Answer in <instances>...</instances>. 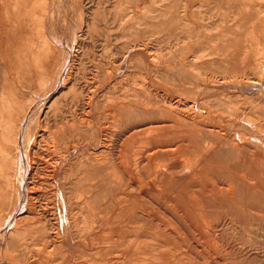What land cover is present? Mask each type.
Instances as JSON below:
<instances>
[{"label": "rangeland", "instance_id": "374dc122", "mask_svg": "<svg viewBox=\"0 0 264 264\" xmlns=\"http://www.w3.org/2000/svg\"><path fill=\"white\" fill-rule=\"evenodd\" d=\"M177 1L0 0V170L20 171L14 140L27 113L32 169L0 264H264V92L239 90L264 78V0ZM175 8L192 33L171 23ZM174 38L197 53L192 70ZM131 48L132 67L110 79ZM207 108L215 115L189 144L171 111ZM237 137L248 139L242 155L225 150ZM11 180L0 182V225L19 201Z\"/></svg>", "mask_w": 264, "mask_h": 264}, {"label": "bare ground", "instance_id": "6f19581e", "mask_svg": "<svg viewBox=\"0 0 264 264\" xmlns=\"http://www.w3.org/2000/svg\"><path fill=\"white\" fill-rule=\"evenodd\" d=\"M174 1V0H173ZM177 1V0H176ZM178 2V1H177ZM179 3V2H178ZM176 6V5H175ZM228 6V5H227ZM177 7V6H176ZM169 8V7H168ZM181 10V9H180ZM5 11H6V9H5ZM183 11V12H182ZM181 12L182 13H180L179 12V9L178 8H175V9H173L172 10V21H171V23L172 22H174V23H176V22H178L177 24V27L178 26H180V27H178L177 29L179 30V28H182V30L183 31H187V32H190V33H192V28H193V23L191 24V22L189 21V25H183V24H181L182 22H183V17L184 18H186L187 17V9L186 8H183V10H182ZM257 12H259L260 13V15H258V16H263V14L262 13H264V10L263 9H258V10H256ZM152 14V13H151ZM259 17H257V19H258ZM256 21V20H255ZM181 22V23H180ZM188 22V21H187ZM122 24V23H121ZM196 27H199V26H196ZM171 28V27H170ZM242 28V27H241ZM254 30V29H253ZM251 31L250 30V32H251V35H254L255 36V31ZM204 31H205V29H204ZM241 31V30H240ZM249 32V31H248ZM235 34V33H234ZM205 35V34H204ZM201 36L202 37V39H206V38H208V36ZM206 35H209V34H206ZM233 35V34H232ZM247 35V34H246ZM225 36V35H224ZM234 36V35H233ZM245 36V35H244ZM199 37V36H198ZM245 38V37H244ZM255 38H253V40H251L250 41V43H251V45H255V43H256V45L255 46H257L258 45V43L254 40ZM182 40V39H181ZM179 40V39H176V38H174L173 39V41H171L169 44H171V47H170V50H175V52L177 53H180V57H179V59H180V61L182 62V64H181V62H180V64L181 65H183V66H185L186 68H185V70H187V68L188 69H190V70H192L194 67H195V62H196V60H197V53H193L192 55H190L189 54V50H190V47L188 46V45H184V40ZM180 41L182 42L181 43V45H180ZM200 41H201V38L199 39H197L196 41H193L192 39H190L189 38V41H188V43H190V44H192L193 42L196 44V43H200ZM227 46H228V48L229 47H231L232 45H234L235 44V42H234V40H228L227 42ZM249 44V43H248ZM250 45V44H249ZM226 46V47H227ZM235 46V45H234ZM258 46H260V45H258ZM258 46H257V48H258ZM131 47V46H130ZM137 47V46H136ZM225 48V47H224ZM224 48H223V51H224ZM244 48H245V46H244ZM232 49V48H231ZM259 49V51H261L262 52V48L260 47V48H258ZM137 49L136 48H131L129 51L127 50V53H126V55L125 56H123V59H122V61H121V63H119V66H118V68H117V70L115 71V72H113V74L112 75H110L111 77H110V79H112V78H115V76L117 75V73L119 72L118 70H120L121 69V71H122V69L124 68L125 69V67H126V69L127 68H129L130 69V66L132 65V63H134V61L132 62V60H131V58H130V54L131 53H133L134 51H136ZM247 50V49H246ZM251 51V50H250ZM216 52V51H215ZM243 52V51H242ZM245 52H247V51H245ZM20 53H23V52H20ZM257 53V52H256ZM263 53H264V51H263ZM186 54H189V57L192 59L191 61L192 62H190V61H185V55ZM204 54V53H203ZM259 54H260V52H259ZM221 55H223V54H221ZM23 57H25V56H23ZM211 57V56H210ZM221 57V56H220ZM223 57V56H222ZM261 57V56H260ZM247 58V57H246ZM255 58H257L256 56H255ZM176 59H174V62H176L175 61ZM195 61V62H194ZM115 62V61H114ZM115 63H117V62H115ZM113 64V63H112ZM136 64V63H135ZM244 64V63H243ZM114 65V64H113ZM214 65V64H213ZM143 66H144V63H143ZM111 67H113V66H111ZM132 67V66H131ZM178 67V66H177ZM181 67V66H180ZM184 68V67H183ZM182 68V69H183ZM180 70V69H179ZM165 71V70H164ZM181 71H183V70H181ZM110 72V71H109ZM111 72H112V70H111ZM110 72V73H111ZM109 73V74H110ZM119 74V73H118ZM241 74H242V72H241ZM109 76V75H108ZM118 76V75H117ZM60 77V76H59ZM119 77V76H118ZM122 77H123V75H122ZM118 79V78H117ZM123 79V78H122ZM147 80V79H146ZM207 80V79H206ZM211 80V79H210ZM209 80V81H210ZM185 81V80H184ZM203 81H204V79H203ZM222 81V80H221ZM211 82V81H210ZM213 82V81H212ZM231 82V81H230ZM175 83H177V82H175ZM179 83V82H178ZM178 83L176 84V86H178ZM220 83V82H219ZM226 83H228V82H226ZM225 83V81H224V84H226ZM245 83V82H244ZM247 83V82H246ZM117 84V83H116ZM187 84H189V83H187ZM191 84V83H190ZM198 84V83H197ZM213 84H215V83H213ZM217 84H218V82H217ZM250 84V83H249ZM109 85V84H108ZM193 85V84H192ZM191 85V86H192ZM221 85H223V83L221 84ZM230 85V84H229ZM239 85V84H238ZM242 85H245V84H242ZM254 85V86H253ZM197 86V85H196ZM206 86V85H205ZM234 86H236V85H234ZM247 86V85H246ZM249 86V85H248ZM173 87V86H172ZM238 88V87H237ZM198 89V88H197ZM219 89V88H218ZM231 89H234V88H231ZM190 90H193V89H190ZM196 90V89H195ZM200 90V89H199ZM221 90H223V89H221ZM236 90V89H235ZM240 90V92H243V93H245L246 94V96H248V95H250V94H254V93H263L264 92V78L261 80V81H259V82H257V83H252V87H250V88H247V89H239ZM212 91V90H211ZM200 92V91H199ZM198 92V93H199ZM210 92V91H209ZM233 92H235V91H233ZM238 92V91H237ZM196 93V92H195ZM201 93V92H200ZM236 93V92H235ZM238 94V93H237ZM248 94V95H247ZM257 94V95H258ZM239 95H241V93L239 94ZM244 95V94H243ZM224 96H226V95H224ZM250 96H253V95H250ZM234 97H236L235 95H234ZM260 97V96H259ZM226 98V97H225ZM237 98V97H236ZM247 98V97H246ZM248 98H249V96H248ZM262 98V97H261ZM260 98V99H261ZM232 99V98H231ZM235 100V99H234ZM238 100V99H237ZM248 100V99H247ZM262 101V100H261ZM260 101V102H261ZM248 102V101H247ZM251 102V101H250ZM238 103H239V101H238ZM246 104V103H245ZM227 105V104H226ZM239 106V105H238ZM251 107V106H250ZM255 107V106H254ZM260 107V106H259ZM186 108V107H185ZM209 108V107H208ZM206 109V110H203V112L201 113V114H196V115H190V113L189 114H187V116L185 117V116H183L184 118H182V119H180L179 118V115L177 114V113H175L174 111H171V118H174L173 119V121L176 119V121L177 120H179L180 122H181V124H183V129H184V126H185V130H182V131H185L184 133H182V134H184L185 136H183V137H186V138H188L187 140H188V142H190L189 144H192L193 145V143H192V141H193V134H196L197 132H201V130L202 129H204L203 127H204V124L206 125V123H208L209 121L208 120H211L213 117H214V113L215 112H213L212 111V109L210 110V109ZM210 108H211V106H210ZM216 108V107H215ZM236 108H238V107H236ZM236 108H234V110L236 109ZM152 109V108H151ZM160 109V108H159ZM232 109H233V107H232ZM31 110V109H30ZM199 110V109H198ZM229 110V109H228ZM231 110V109H230ZM227 111V113L228 112H231V111ZM179 112H180V110H179ZM236 112H237V110H236ZM167 113V112H166ZM241 113V112H240ZM248 113V112H247ZM230 114V113H229ZM234 114H235V112H234ZM239 115V114H238ZM245 115V114H244ZM29 115H28V113L24 116V118H23V120L21 121V122H19L20 124H18V127H17V129H16V132H15V150H16V152H17V157H16V159H17V161L18 162H20V166L21 167H19L18 168V170H20V171H18V173H19V175H18V173H17V171L16 170H14L13 169V171H12V175L15 177V181H17L18 182V186H19V189H20V191L18 192V194H19V201H18V204H17V206H16V208H15V210L11 213V215L10 216H8V218L5 220V222L3 223V225H0L1 227H0V241H2V240H4L3 238H5V236L7 235V233L14 227V225L16 224V222H17V220L18 219H20V218H18V216H19V213L25 208V206H26V204H27V201H28V190L30 189H28V178H29V176H30V170H32L31 168H30V163H31V161L29 160V157H28V154L26 153V152H23V144H24V142L26 141V133H27V131H28V129L26 130V128H27V125H26V123H28V122H26V120H27V117H28ZM236 116V115H235ZM241 116H242V114H241ZM246 116V115H245ZM91 117V116H90ZM244 117V116H243ZM117 118V117H116ZM263 119V118H262ZM206 120H207V122H206ZM247 121V120H246ZM245 121V122H246ZM93 122V121H92ZM206 122V123H205ZM254 123V122H253ZM248 123H246V125H247ZM155 125V124H154ZM165 125V124H164ZM169 125V124H168ZM173 125V124H172ZM248 125H250V127H255V129H258V127L257 126H253V124H252V122H249V124ZM261 126V125H260ZM263 129V128H262ZM121 130V129H120ZM233 130V129H232ZM25 131H26V133H25ZM144 131V130H143ZM146 131V130H145ZM148 131H149V129H148ZM258 132V131H257ZM76 133V132H75ZM14 134V133H13ZM179 135H181V133H179ZM260 135V134H259ZM14 136V135H13ZM196 137V136H195ZM224 138H225V136H223ZM13 138V137H12ZM237 138H239L238 139V142L240 143V145L239 146H236L237 144L235 143H232V142H225V144H227V148H225V150H227L228 151V153H230L231 152V154L232 153H234V154H237V155H242L241 153H243L244 152V150L247 148L245 145L247 144H245V142L244 141H246V139H244V137L243 138H240V137H237ZM252 137H250L249 139H251ZM252 139H255V140H257V141H261L259 138H252ZM251 139V140H252ZM29 141L30 140H28L27 142H28V144H29ZM246 142H248V139H247V141ZM100 143V142H99ZM185 143V142H184ZM212 143H213V141H212ZM217 143H218V145L219 144H221V142H219V141H217ZM217 143H216V145H217ZM2 144V143H1ZM98 144V143H97ZM196 144V143H195ZM194 144V145H195ZM3 145V144H2ZM68 145V144H67ZM103 145V144H102ZM198 145V144H197ZM197 145H195V146H197ZM207 145H208V143H207ZM217 145V146H218ZM223 145V144H222ZM191 146V145H190ZM261 146H263L264 147V144H262ZM77 147V146H76ZM97 147H98V145H97ZM150 147V146H149ZM192 147V146H191ZM28 148V147H27ZM65 148H67V147H65ZM94 148V147H93ZM179 148V146L177 147V149ZM192 148H194V147H192ZM192 148L191 149H189V150H192ZM4 149V148H3ZM13 148H11V150H12ZM31 149V148H30ZM164 149H166V148H164ZM176 149V150H177ZM250 149V148H249ZM9 150V149H8ZM7 150V151H8ZM66 150V149H65ZM111 150V149H110ZM160 150V149H159ZM167 150V149H166ZM195 150H196V148H195ZM3 151V150H2ZM1 151V152H2ZM51 151V150H50ZM162 151V153H164L163 152V150H161ZM193 151H194V149H193ZM220 151V150H219ZM250 151V150H249ZM10 152V151H9ZM75 152V151H74ZM105 152V151H104ZM5 153V152H4ZM70 153H72V152H70ZM78 153V152H77ZM69 154V153H68ZM67 154V155H68ZM73 154V153H72ZM102 154V153H101ZM113 154V153H112ZM135 154V153H134ZM146 154V153H145ZM170 154V153H169ZM204 154V153H203ZM207 154V153H206ZM231 154H229V155H231ZM246 154H248V153H246ZM9 155H10V153H9ZM11 155H13L12 153H11ZM123 155V154H122ZM228 155V156H229ZM237 155L235 156L236 158H237ZM244 155V154H243ZM251 155V154H250ZM69 157L71 156V154L70 155H68ZM150 156H152V155H150ZM253 156V155H252ZM113 157V156H112ZM195 157V156H194ZM238 157H241V156H238ZM2 158V157H1ZM4 158V157H3ZM171 158V157H170ZM235 158V159H236ZM244 158V157H243ZM252 158V157H251ZM5 159V158H4ZM15 159V158H14ZM15 159V160H16ZM55 159V158H54ZM67 159V158H66ZM148 159V158H147ZM239 159H241V158H239ZM238 159V160H239ZM250 159V158H249ZM254 159H256V158H254ZM253 159V160H254ZM258 160H260L261 162H263L264 163V156H262V155H260V156H258V158H257ZM40 160V159H39ZM44 160V159H43ZM42 160V161H43ZM53 159H51V161H52ZM117 160V159H116ZM242 160H244L245 161V159H242ZM251 160V159H250ZM1 161H2V159H1ZM0 161V162H1ZM7 161V160H6ZM10 161V160H9ZM29 161H30V163H29ZM45 161V160H44ZM59 161V160H58ZM65 160H63V161H61L60 162V164H59V167H61L62 165H63V162H64ZM139 161V160H138ZM234 160H232V162H233ZM237 161V160H236ZM246 161H247V158H246ZM46 162H48V161H46ZM57 162V161H56ZM120 162V161H119ZM240 162H241V160H240ZM240 162H238V163H240ZM250 162V161H249ZM12 162H10V164H11ZM34 163V162H33ZM45 163V162H44ZM54 163V162H53ZM237 163V162H236ZM36 164V163H35ZM39 164V163H38ZM52 164V163H51ZM50 164V165H51ZM143 164V163H142ZM226 164V163H225ZM234 165H235V161H234V163H233ZM232 164V165H233ZM249 164H251V162L249 163ZM253 164V163H252ZM256 164H258V162H256ZM261 164V163H260ZM7 165V164H6ZM45 165V164H44ZM54 165V164H53ZM57 165H58V163H57ZM56 165V166H57ZM110 165V164H109ZM138 165V164H137ZM255 165V164H254ZM11 166V165H10ZM35 166V165H34ZM123 166V165H122ZM125 166V165H124ZM135 166V165H134ZM243 166V165H242ZM247 166V165H246ZM259 166V165H258ZM263 166H264V164H263ZM55 167V166H54ZM67 167V166H66ZM141 167V166H140ZM228 167V166H227ZM249 167V166H248ZM248 167H243V168H248ZM257 167V166H256ZM261 167H262V164H261ZM260 167V168H261ZM38 168V167H37ZM229 168H231V167H229ZM235 168V167H234ZM250 168H251V166H250ZM250 168H248V170L250 169ZM7 168H5V170H6ZM9 169V168H8ZM51 169V168H50ZM134 169V168H133ZM132 169V170H133ZM232 169V171L234 170L233 168H231ZM254 169V168H253ZM4 170V169H3ZM35 170H36V168H35ZM38 170V169H37ZM56 170V169H55ZM54 170V171H55ZM67 170V169H66ZM179 170V169H178ZM248 170H246V172L248 171ZM262 171V170H261ZM0 172H1V170H0ZM155 172V171H154ZM241 172V171H240ZM252 172V171H251ZM264 172V171H263ZM37 173V172H36ZM245 173V172H244ZM248 173V172H247ZM246 173V174H247ZM254 173V172H253ZM256 173H257V171H256ZM55 174V173H54ZM258 174V173H257ZM1 175H2V173H1ZM12 175L10 176V175H6V176H3L2 175V181H1V183H6L4 186L6 187L9 183H13L14 181L13 180H11V178H12ZM36 175V174H35ZM236 175V174H235ZM244 175V174H243ZM255 175V174H254ZM254 175H252V176H254ZM115 176V175H114ZM130 176V175H129ZM250 176V175H249ZM262 176H263V174H262ZM261 176V177H262ZM17 177V178H16ZM18 177H19V179H18ZM44 177V176H43ZM255 177H256V175H255ZM258 177V176H257ZM260 177V176H259ZM42 178V177H41ZM67 178V177H66ZM43 179V178H42ZM150 179H151V177H150ZM229 179V178H228ZM234 179V178H233ZM252 179V178H251ZM261 179V178H260ZM262 179H263V177H262ZM240 180V179H239ZM242 181H243V179H241ZM234 181V180H233ZM245 181V180H244ZM257 181H258V179H257ZM260 181V180H259ZM258 181V182H259ZM37 182V181H36ZM121 182V181H120ZM226 182H227V180H226ZM255 182V181H254ZM258 182H256V183H258ZM231 183H234V182H232V179H231ZM261 183V182H260ZM259 183V184H260ZM226 184H228V183H226ZM247 184V183H246ZM264 184V183H263ZM263 184L261 183V185L263 186ZM39 185V184H38ZM162 185V184H161ZM250 185V184H249ZM254 185V184H253ZM253 185H251V186H253ZM202 186V185H201ZM207 186V185H206ZM222 186V185H221ZM220 186V187H221ZM234 187H235V185H233ZM255 186V185H254ZM13 187V186H12ZM149 187V186H148ZM162 187V186H161ZM164 187V186H163ZM213 187V186H212ZM223 187V186H222ZM17 188V187H16ZM32 188V187H31ZM33 188H35V186L33 187ZM58 188H60L59 186H58ZM223 188H225V187H223ZM255 188H256V186H255ZM260 190H261V188L260 187H258ZM13 189V188H12ZM152 189V188H151ZM154 189V188H153ZM202 189V188H201ZM208 189H212V188H208ZM239 189H241V188H239ZM35 190V189H34ZM138 190V189H137ZM213 190V189H212ZM216 191H217V189H215ZM255 190V189H254ZM260 190H256L257 192H259L260 193ZM8 190H6V192H7ZM37 191V190H36ZM204 191H205V189H204ZM208 191L209 190H207V193H208ZM233 191H235V190H233ZM10 192V191H9ZM34 192V191H33ZM146 192V191H145ZM211 192V191H210ZM12 193V192H11ZM227 196H223V197H227V198H230V197H232V196H230V195H232L231 194V190H228L227 191ZM233 193V192H232ZM263 193H264V190H263V192H262V195H263ZM7 194H8V192H7ZM31 194V193H30ZM204 194V193H203ZM209 194V193H208ZM211 194V193H210ZM210 194H209V196H210ZM215 194V193H214ZM217 194V193H216ZM240 194V193H239ZM122 195V194H121ZM207 195V194H206ZM234 195V194H233ZM8 196V195H7ZM18 196V195H17ZM160 196V195H159ZM208 196V195H207ZM235 196V195H234ZM87 197V196H86ZM125 197V196H124ZM204 197H206V196H204ZM222 197V196H221ZM260 197H262V196H260ZM148 198V197H147ZM214 199H215V197H213ZM212 198V199H213ZM8 199V198H7ZM33 199V198H32ZM164 199V198H163ZM195 199V198H194ZM232 199H233V201H234V199L235 200H237L235 197L233 198L232 197ZM248 199V198H247ZM11 200V199H10ZM192 200V199H191ZM217 200H219V199H217ZM241 200V199H240ZM239 199H238V201H239V204H240V201ZM33 201V200H32ZM205 201H206V199H205ZM222 201V200H221ZM224 201V200H223ZM226 201H227V199H226ZM225 201V202H226ZM256 201V200H255ZM7 202H8V200H7ZM172 202H173V200H172ZM176 202V201H175ZM194 202V201H193ZM198 202H199V200H198ZM213 202H215V201H213ZM212 202V203H213ZM229 202H231L230 200H229ZM246 202H247V200H246ZM14 203V202H13ZM32 203V202H31ZM169 203H170V200H169ZM191 203V202H190ZM208 203V202H207ZM211 203V202H210ZM222 203V202H221ZM233 203V202H232ZM235 203V202H234ZM2 204H4V202L2 203ZM16 204V202L14 203V205ZM194 204V203H193ZM196 205H197V203H195ZM199 204H201V203H199ZM203 204V203H202ZM209 204V203H208ZM215 204V203H214ZM218 204V203H217ZM226 204V203H225ZM236 204V203H235ZM239 204L238 205H236V206H238V208H240L241 209V207H239ZM8 205V204H7ZM12 205V204H11ZM28 205V204H27ZM177 205H179V203L177 204ZM192 205V204H191ZM216 205V204H215ZM219 205V204H218ZM250 205H253V204H250ZM192 206H194V205H192ZM199 206V205H198ZM203 206V205H202ZM212 206V205H211ZM220 206H222V205H220ZM245 206H248V205H245ZM124 207V206H123ZM184 207V206H183ZM187 207V206H186ZM205 207V206H204ZM218 207V206H217ZM255 207H257V206H255ZM32 208V207H31ZM65 208V207H64ZM159 208V207H158ZM219 208H221V207H219ZM223 208V207H222ZM251 208V207H250ZM253 208V207H252ZM9 209V208H8ZM175 209V208H174ZM177 209V208H176ZM175 209V210H176ZM186 209V208H185ZM25 210V209H24ZM45 210V209H44ZM63 210V209H62ZM100 210H101V208H100ZM120 210V209H119ZM142 210V209H141ZM201 210V209H200ZM217 210V209H216ZM234 210H235V208H234ZM237 210V209H236ZM252 210H254V209H252ZM260 210V209H259ZM4 211H5V209H4ZM9 211H11V210H9ZM9 211H7L8 212V214H9ZM35 211V210H34ZM66 211V210H65ZM104 211V210H103ZM241 211H242V209H241ZM255 211H257V210H255ZM6 212V211H5ZM23 212V211H22ZM25 212V211H24ZM29 212H30V210H29ZM180 212V211H179ZM235 212V211H234ZM252 211H250V213H251ZM263 212V211H262ZM33 213V212H32ZM189 213V212H188ZM235 213H237V211L235 212ZM258 214H259V212H257ZM8 214H6V215H8ZM26 214V213H25ZM29 214V213H28ZM36 214V213H35ZM186 214H187V210H186ZM239 214V213H238ZM243 214V213H242ZM264 214V213H263ZM263 214H261V215H263ZM2 215H4L3 213H2ZM34 215V214H33ZM256 215V214H255ZM38 216V215H37ZM53 216V215H52ZM66 216V215H65ZM187 216V215H186ZM258 216V215H257ZM260 216V215H259ZM28 217V216H27ZM62 217V216H61ZM124 218H126V217H124ZM259 218V217H258ZM29 219V218H28ZM23 220V219H22ZM62 220H65V218L64 219H62ZM125 220V219H124ZM160 220V219H159ZM171 220V219H170ZM262 220V219H261ZM19 222H20V220H19ZM98 222V221H97ZM100 222V221H99ZM173 222V221H172ZM66 223H67V221H66ZM76 223V222H75ZM93 223V222H92ZM96 223V222H95ZM230 223V222H229ZM52 224V223H51ZM64 224V223H63ZM192 224V223H191ZM228 224V223H227ZM232 224V223H231ZM230 224V225H231ZM236 224V223H235ZM66 224H64V226H65ZM238 225V224H237ZM22 226V225H21ZM233 226V225H232ZM17 227V226H16ZM46 227V226H45ZM207 227V226H206ZM212 227V226H211ZM241 227V226H240ZM70 228V227H69ZM81 228V227H80ZM97 228V227H96ZM95 228V229H96ZM20 229V228H19ZM47 229V228H46ZM94 229V230H95ZM101 229V228H100ZM213 229V228H212ZM44 230V229H43ZM50 230H52L51 229V227H50ZM66 230V229H65ZM80 230V229H79ZM93 230V229H92ZM97 230V229H96ZM235 230V229H234ZM262 230V229H261ZM64 231V230H63ZM99 231H101L102 232V230H99ZM208 231V230H207ZM213 231V230H212ZM16 232V231H15ZM67 232H68V230H67ZM117 232V231H116ZM55 233V232H54ZM96 233H97V231H96ZM233 233V232H232ZM15 234V233H14ZM62 234V233H61ZM99 234V233H98ZM101 234V233H100ZM91 235V234H90ZM219 235V234H218ZM70 236V235H69ZM214 236V235H213ZM255 236V235H254ZM94 237V236H93ZM256 237V236H255ZM65 238V237H64ZM263 238V237H262ZM69 239V238H68ZM5 241V240H4ZM62 241V240H61ZM85 241V240H84ZM15 242H17V241H15ZM99 242V241H98ZM1 243V242H0ZM59 243V242H58ZM62 243V242H61ZM212 243V242H211ZM3 244V243H2ZM97 245H99V244H97ZM54 246V245H53ZM233 246V245H232ZM6 247V246H5ZM214 247V246H213ZM6 249V248H5ZM260 249V248H259ZM17 251V250H16ZM210 252V251H209ZM251 253V252H250ZM232 254V253H231ZM244 254V253H243ZM262 255V254H261ZM35 257V256H34ZM187 259V258H186ZM7 262V261H6ZM30 262V261H29ZM38 262V261H37ZM6 264V263H5Z\"/></svg>", "mask_w": 264, "mask_h": 264}, {"label": "crops", "instance_id": "0c3cea01", "mask_svg": "<svg viewBox=\"0 0 264 264\" xmlns=\"http://www.w3.org/2000/svg\"><path fill=\"white\" fill-rule=\"evenodd\" d=\"M1 173H2L3 176H6L8 174V172H6V171H4V170L1 169V172H0V182L2 181V175H1Z\"/></svg>", "mask_w": 264, "mask_h": 264}]
</instances>
